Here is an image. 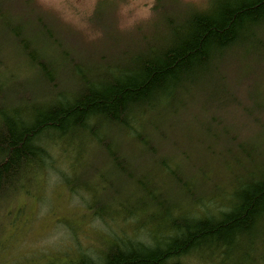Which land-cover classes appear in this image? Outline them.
<instances>
[{
    "label": "trees",
    "instance_id": "obj_1",
    "mask_svg": "<svg viewBox=\"0 0 264 264\" xmlns=\"http://www.w3.org/2000/svg\"><path fill=\"white\" fill-rule=\"evenodd\" d=\"M111 5L87 37L0 0V207L56 176L113 227L50 264H264V0Z\"/></svg>",
    "mask_w": 264,
    "mask_h": 264
},
{
    "label": "rangeland",
    "instance_id": "obj_2",
    "mask_svg": "<svg viewBox=\"0 0 264 264\" xmlns=\"http://www.w3.org/2000/svg\"><path fill=\"white\" fill-rule=\"evenodd\" d=\"M33 1L74 30L87 37H97L99 30L91 19L100 3H112L111 18L114 17L118 29L130 31L151 18L156 0ZM184 1L196 6L206 2ZM103 17L104 12H99L96 21ZM237 113L240 115L241 111ZM237 126L242 130L241 138H245L254 125L250 121L247 127ZM33 192L34 195L25 193L18 198L19 211L0 207V264H50L77 251L99 255L101 242L112 226L92 217L80 198L71 194L56 176L46 179L41 175Z\"/></svg>",
    "mask_w": 264,
    "mask_h": 264
}]
</instances>
